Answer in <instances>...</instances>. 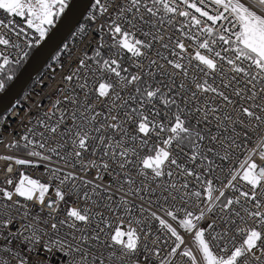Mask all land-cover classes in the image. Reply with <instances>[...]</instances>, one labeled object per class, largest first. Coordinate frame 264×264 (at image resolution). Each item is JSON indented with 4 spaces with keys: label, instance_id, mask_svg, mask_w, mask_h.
Listing matches in <instances>:
<instances>
[{
    "label": "snow or ice",
    "instance_id": "1",
    "mask_svg": "<svg viewBox=\"0 0 264 264\" xmlns=\"http://www.w3.org/2000/svg\"><path fill=\"white\" fill-rule=\"evenodd\" d=\"M33 60L0 264H264V0H0V95Z\"/></svg>",
    "mask_w": 264,
    "mask_h": 264
},
{
    "label": "built area",
    "instance_id": "2",
    "mask_svg": "<svg viewBox=\"0 0 264 264\" xmlns=\"http://www.w3.org/2000/svg\"><path fill=\"white\" fill-rule=\"evenodd\" d=\"M64 43L69 45L75 44L77 48H82V45H80L78 39H76L75 31ZM48 63L51 64L52 61L50 60ZM64 71H67V68H65ZM61 74H53L49 72L47 66H45L41 73L32 81L22 97L16 102V104H19V107L16 108L15 111H13L12 107L5 115L0 117V119L4 121L3 126L0 127V138L4 141V143H0V154H17L15 152H9L4 145L11 142L14 138H19V135L26 131L25 126L29 116L38 110L37 105L40 104V102L49 94L51 89L56 86V82L60 80ZM53 75H55V81L49 79V77ZM41 78L43 79V84L47 85V87L42 88L40 83ZM36 93H40V95H36ZM5 167V162L0 161V181L4 179L5 173L3 172V169ZM28 171L32 172L34 175L40 176L43 172V168L35 170L28 169Z\"/></svg>",
    "mask_w": 264,
    "mask_h": 264
},
{
    "label": "water",
    "instance_id": "3",
    "mask_svg": "<svg viewBox=\"0 0 264 264\" xmlns=\"http://www.w3.org/2000/svg\"><path fill=\"white\" fill-rule=\"evenodd\" d=\"M70 31L73 33L75 30L68 24H62L58 29L57 36L54 41H49L45 45V54L50 53L57 44L61 43V41L64 43L70 36ZM45 66L46 65H43L42 60H33L29 62L27 71L24 73L20 82L11 88L6 94L0 95V117L5 115L16 104V102L26 92L32 81L41 73Z\"/></svg>",
    "mask_w": 264,
    "mask_h": 264
}]
</instances>
